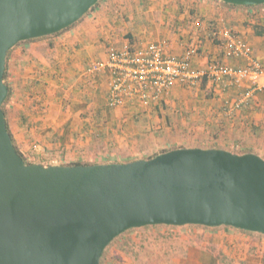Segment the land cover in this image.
Returning a JSON list of instances; mask_svg holds the SVG:
<instances>
[{
	"label": "crops",
	"instance_id": "crops-1",
	"mask_svg": "<svg viewBox=\"0 0 264 264\" xmlns=\"http://www.w3.org/2000/svg\"><path fill=\"white\" fill-rule=\"evenodd\" d=\"M256 28H264V5L101 0L60 34L11 49L7 82L12 93L5 110L14 145L28 162L45 166L128 163L176 148L262 155V78L236 84L226 75L205 76L195 85L175 83L159 103L132 99L110 108L113 74L106 66L93 68L114 53L152 44L173 59L189 53L192 71L215 64L244 69L251 60L264 68V34L257 35ZM227 34L251 48L249 58L225 55ZM239 100L240 107L231 110ZM173 233L167 251L135 260L111 248L105 263L264 264V235L226 226H183Z\"/></svg>",
	"mask_w": 264,
	"mask_h": 264
},
{
	"label": "water",
	"instance_id": "water-1",
	"mask_svg": "<svg viewBox=\"0 0 264 264\" xmlns=\"http://www.w3.org/2000/svg\"><path fill=\"white\" fill-rule=\"evenodd\" d=\"M98 2L0 0V264H100L114 239L148 226L264 235V159L252 153L180 148L149 160L47 167L17 153L1 109L8 51L70 28Z\"/></svg>",
	"mask_w": 264,
	"mask_h": 264
},
{
	"label": "built area",
	"instance_id": "built-area-1",
	"mask_svg": "<svg viewBox=\"0 0 264 264\" xmlns=\"http://www.w3.org/2000/svg\"><path fill=\"white\" fill-rule=\"evenodd\" d=\"M227 57H247L251 48L237 40L232 34L226 36ZM190 54L180 59L169 58L161 46L152 44L142 51L124 50L114 53L105 64H97L93 68H110L113 76L110 83L107 103L110 108H118L127 100H138L145 103H159L168 90L177 82L195 85L205 76L226 75L236 84L248 79L257 83L264 80V68L259 62L251 60V65L244 69H234L223 65H210L204 71L189 69ZM237 101L231 110L240 107Z\"/></svg>",
	"mask_w": 264,
	"mask_h": 264
},
{
	"label": "rangeland",
	"instance_id": "rangeland-1",
	"mask_svg": "<svg viewBox=\"0 0 264 264\" xmlns=\"http://www.w3.org/2000/svg\"><path fill=\"white\" fill-rule=\"evenodd\" d=\"M242 151L236 150L237 153H240ZM256 155L264 159V152L262 155H260L259 153H256ZM36 163L40 165V163L34 162V164ZM42 165L44 167H47L44 164ZM144 228L131 229V231L128 230L129 232L126 231V233L124 232L123 234H121L119 238L117 237L116 240L114 239L105 249V261L106 257L109 255L111 248H117V253L120 256H127L132 254L135 260H137V257L141 258L144 253L145 256H149L154 254L156 255L157 252L159 253L165 250L167 251L173 247L172 243H170V240L173 238V236H175L173 232L183 227L173 228V226L170 227L161 225L151 229Z\"/></svg>",
	"mask_w": 264,
	"mask_h": 264
},
{
	"label": "trees",
	"instance_id": "trees-1",
	"mask_svg": "<svg viewBox=\"0 0 264 264\" xmlns=\"http://www.w3.org/2000/svg\"><path fill=\"white\" fill-rule=\"evenodd\" d=\"M101 2V0H99V2L87 13V14H89L94 8H96L98 5H99V3ZM222 4H224V5H227V6H232V7H238V6H234V5H229V4H225V3H223V2H221ZM261 6H263V5H260V6H249V7H245V8H259V7H261ZM244 7V6H243ZM86 14V15H87ZM85 15V16H86ZM84 16V17H85ZM83 18V17H82ZM81 18V19H82ZM80 19V20H81ZM79 20V21H80ZM78 21V22H79ZM76 24V23H75ZM64 31V30H63ZM260 31H262V32H260ZM260 31L258 30V28H256V34L257 35H263L264 34V28H261L260 29ZM62 32V31H61ZM61 32H59V33H57V34H55V35H51V36H46V37H43V38H50V37H53V36H56V35H58V34H60ZM39 39H41V38H39ZM36 40V39H35ZM31 41H33V40H28V41H25V42H31ZM21 43H24V42H21ZM21 43H19V44H21ZM19 44H17V45H19ZM11 53V50L10 51H8V53H7V57H6V65H5V73H4V77H3V80H4V83L6 84V86H7V88H8V96H7V98H6V100L4 101V103L2 104V107H1V109H2V111H3V113H4V117H5V121H6V127H7V131H8V133H9V135L11 136V134H10V132H9V128H8V122H7V115H6V110H5V106H6V104L9 102V100H10V97H11V88H10V86L8 85V82H7V60H8V57H9V54ZM11 138H12V136H11ZM13 141V140H12ZM13 144H14V142H13ZM14 147H15V149H16V151H17V153L22 157V159L25 161V163L27 164V165H29V164H33V163H31V162H28L27 161V159L24 157V155L16 148V146L14 145ZM176 149H180V148H176ZM175 150V149H174ZM166 152H168V150L167 151H162V152H160V154H162V153H166ZM245 153H252L251 151H249V150H245V151H242V152H240V153H237V152H235V154H245ZM158 155V154H157ZM156 155H153V156H150L149 158H147V159H145V160H149V159H152V158H154ZM88 165H96V163H81V162H77V163H72V164H69V165H66V166H88ZM157 226H148V227H145L144 229H151V228H156ZM171 227V226H170ZM197 227H200V226H197ZM173 228H175V227H173ZM201 228H206V227H202L201 226ZM131 231V230H130ZM133 231V230H132ZM127 232H129V231H127ZM244 232V231H243ZM126 233V232H125ZM119 238V237H118ZM117 239V238H116ZM115 239V240H116ZM105 252H106V250L103 252V254H102V257H101V259H100V264H105Z\"/></svg>",
	"mask_w": 264,
	"mask_h": 264
}]
</instances>
